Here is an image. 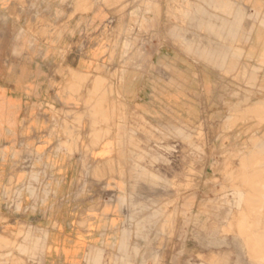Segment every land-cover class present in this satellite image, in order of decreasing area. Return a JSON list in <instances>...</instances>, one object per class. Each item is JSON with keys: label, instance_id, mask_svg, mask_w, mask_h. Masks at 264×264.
I'll return each mask as SVG.
<instances>
[{"label": "rangeland", "instance_id": "374dc122", "mask_svg": "<svg viewBox=\"0 0 264 264\" xmlns=\"http://www.w3.org/2000/svg\"><path fill=\"white\" fill-rule=\"evenodd\" d=\"M0 8L19 15L5 36L15 46H0L17 84L52 75V94L25 114L40 110L78 154L52 160L68 174L54 226L79 237L60 264H264V0ZM172 76L186 92L180 115L124 95L144 78L156 93ZM1 219L0 264H46L44 221Z\"/></svg>", "mask_w": 264, "mask_h": 264}, {"label": "crops", "instance_id": "0c3cea01", "mask_svg": "<svg viewBox=\"0 0 264 264\" xmlns=\"http://www.w3.org/2000/svg\"><path fill=\"white\" fill-rule=\"evenodd\" d=\"M0 16L2 20L0 46L14 47L15 42L9 43V40L5 42V36L11 30L14 36L15 32L19 31V15L14 8L7 10L0 8ZM238 27L235 30L238 31ZM252 30L254 26L253 29H249ZM0 65L2 66L0 67V113H12L11 119L0 117V223H4L1 218L5 214L9 215L13 223L24 215L32 222L44 221L49 232L45 262L60 264L69 253L75 252L74 246L69 244V241L79 237L73 235L75 232L54 226L56 219L53 217L54 205L68 204V199L63 194L68 174L62 171L58 173V164L54 165L52 160L65 161L60 163L61 167H65L66 161L78 154L69 152L67 145L63 143L64 137L53 130L52 122L40 118L38 112L40 110L34 114H25L29 111V106L38 103L33 98L44 101L52 94L49 83L52 75L41 71L33 75L30 73L27 79L33 87L21 89L17 84L21 79L19 69L15 68L18 66L17 62L13 61L6 66L0 61ZM171 79L161 80L160 84L158 83L160 87L155 93L144 78L138 87L127 93L124 92V95L131 96V101L140 99L148 110L153 102L152 106L158 111L163 110L162 113L170 110L173 114L180 115L182 110L180 97L186 92L180 91L179 81L176 78L172 76ZM108 155L107 158H116L117 153L109 152ZM98 157L101 158L100 154ZM40 193H43L44 197H40ZM63 223L70 225V221Z\"/></svg>", "mask_w": 264, "mask_h": 264}, {"label": "bare ground", "instance_id": "6f19581e", "mask_svg": "<svg viewBox=\"0 0 264 264\" xmlns=\"http://www.w3.org/2000/svg\"><path fill=\"white\" fill-rule=\"evenodd\" d=\"M263 230V229H262ZM258 231V230H257ZM261 234V233H260ZM263 235V234H262ZM264 236V235H263ZM260 238V237H259ZM263 245V244H262Z\"/></svg>", "mask_w": 264, "mask_h": 264}]
</instances>
